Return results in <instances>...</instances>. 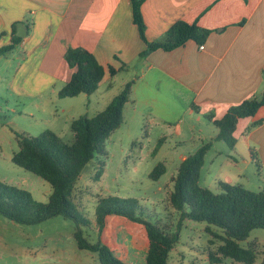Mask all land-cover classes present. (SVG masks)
I'll use <instances>...</instances> for the list:
<instances>
[{"label":"crops","instance_id":"0c3cea01","mask_svg":"<svg viewBox=\"0 0 264 264\" xmlns=\"http://www.w3.org/2000/svg\"><path fill=\"white\" fill-rule=\"evenodd\" d=\"M142 12L149 42L160 40L178 21L196 23L211 34L204 45L189 41L173 51L157 50L141 59L147 45L134 24L131 0H0V49L17 36V24L26 28V37L15 49L0 55V75L9 76L8 89L17 96H58L73 74L66 51L86 49L107 73L96 92L103 101L109 99L104 109L117 96L109 98L112 80L136 67L128 103L133 113L172 126L179 137L187 132L191 138L198 126V146L216 137L214 120L224 118L232 106L262 97L264 0H145ZM109 68L117 71L114 77ZM100 100L95 103L100 105ZM180 114L191 122L183 127L175 123ZM210 124L216 127L212 136L202 128ZM234 137L236 146L230 151L240 152L249 163L259 162L264 179V106L254 117L239 119ZM189 155L181 153L180 161ZM220 176L216 179L223 182ZM224 180L241 184L227 175ZM132 249L139 252L136 244Z\"/></svg>","mask_w":264,"mask_h":264},{"label":"rangeland","instance_id":"374dc122","mask_svg":"<svg viewBox=\"0 0 264 264\" xmlns=\"http://www.w3.org/2000/svg\"><path fill=\"white\" fill-rule=\"evenodd\" d=\"M136 70L133 67L123 71L112 80L110 99L121 93L126 82L134 81L138 75ZM6 73L10 75L13 71ZM8 83L9 76L0 75V181L27 190L36 201L47 203L53 192L51 185L12 162L14 153L20 149L18 135L25 132L39 136L51 130L65 142L72 143V119L80 115L94 117L104 110L109 99L103 101L104 97L98 93L93 97L82 95L64 100L52 93L39 99L25 98L11 93ZM98 99L103 101L100 105L95 103ZM124 116L121 128L106 142L105 154L97 155L85 166L76 185L73 200L92 222L90 227H81L85 238L91 244L110 247L123 264H146L148 246L142 224L113 215L106 219V230L100 232L96 225V208L101 198L134 199L139 203V215L179 235L178 243L169 254L168 264H212L208 252L222 245L213 233L225 236L223 230L192 220L179 225L180 214L168 201L174 190L172 179L181 163L180 154L192 155L201 147L198 146L200 128H193L191 138L187 132L179 137L170 125L159 121L153 123L147 116H136L131 104L126 105ZM176 118L175 123L182 127L191 122L185 114L176 115ZM202 128L208 136H212V131L216 132L212 124ZM230 150L224 141L214 142L205 158L200 185L220 192L216 179L220 174L223 182L227 175L241 183L231 184L242 185L253 192L262 191L264 179L258 166L245 161L240 152ZM159 164L165 165L167 172L154 181L150 173ZM77 229L73 220L61 215L36 225H20L0 215V264H99L96 253L79 249L74 238ZM213 240L215 243L211 242ZM252 243L257 255L255 264H263L262 228L254 229L246 241H239L244 249L251 247ZM133 244L139 248L138 253L132 249ZM221 264L244 263L227 258Z\"/></svg>","mask_w":264,"mask_h":264},{"label":"trees","instance_id":"16d2710c","mask_svg":"<svg viewBox=\"0 0 264 264\" xmlns=\"http://www.w3.org/2000/svg\"><path fill=\"white\" fill-rule=\"evenodd\" d=\"M144 2L145 0H131L134 24L147 45L141 59L157 50L173 51L189 41L204 45L211 34V31L196 23L178 21L160 40L149 42L142 12ZM21 41L22 38L14 35L12 43L0 49V55L15 49ZM64 57L73 74L60 90L59 98L64 100L95 94L107 73L94 54L83 48H69ZM109 74L114 77L117 71L109 68ZM134 84L135 81L127 83L121 93L94 117L85 115L74 119L70 124L74 136L72 143L65 142L51 130H46L39 136H31L25 132L19 134L20 149L14 153L12 162L48 182L53 192L47 203H40L29 191L0 181V215L20 225H36L61 215L77 224L74 238L79 249L96 253L101 264H123L107 245L87 241L81 227H90L92 222L84 216L73 197L85 166L97 155L105 154L106 142L123 125L125 107L131 101ZM262 106L264 92L261 98L254 96L232 106L224 118L214 120L218 129L216 137L203 143L199 150L181 162L172 179L174 190L169 194L168 201L180 214L179 225L185 220L204 222L217 226L225 234L220 236L213 233L215 239L221 240L222 245L215 251L208 252L212 264H221L227 258L244 264H255L257 260L255 244L244 249L240 247L239 241H246L254 229L264 230V189L253 192L242 185L218 182L220 192L216 193L202 187L200 180L205 158L214 142L224 141L234 149V132L239 119L254 117ZM251 157L255 159L252 151ZM256 164L260 168V163ZM166 172L165 165L159 164L151 171L150 178L158 181ZM113 215L144 226L148 246L146 264H168L169 254L179 241L178 234H172L168 228L153 224L139 215L138 201L119 197L99 200L96 225L100 232L106 227L107 217ZM211 242L215 243L214 240Z\"/></svg>","mask_w":264,"mask_h":264},{"label":"water","instance_id":"95a60500","mask_svg":"<svg viewBox=\"0 0 264 264\" xmlns=\"http://www.w3.org/2000/svg\"><path fill=\"white\" fill-rule=\"evenodd\" d=\"M26 28L22 23L17 24V36L20 38L26 37Z\"/></svg>","mask_w":264,"mask_h":264},{"label":"built area","instance_id":"2783aa9c","mask_svg":"<svg viewBox=\"0 0 264 264\" xmlns=\"http://www.w3.org/2000/svg\"><path fill=\"white\" fill-rule=\"evenodd\" d=\"M201 49H204V46H201Z\"/></svg>","mask_w":264,"mask_h":264}]
</instances>
